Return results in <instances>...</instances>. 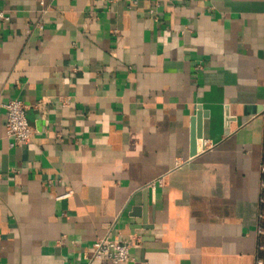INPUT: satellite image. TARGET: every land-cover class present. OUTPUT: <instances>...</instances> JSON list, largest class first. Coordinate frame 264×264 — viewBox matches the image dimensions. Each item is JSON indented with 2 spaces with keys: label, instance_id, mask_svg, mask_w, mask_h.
Here are the masks:
<instances>
[{
  "label": "crops",
  "instance_id": "obj_1",
  "mask_svg": "<svg viewBox=\"0 0 264 264\" xmlns=\"http://www.w3.org/2000/svg\"><path fill=\"white\" fill-rule=\"evenodd\" d=\"M133 1L0 0V264H255L264 0Z\"/></svg>",
  "mask_w": 264,
  "mask_h": 264
},
{
  "label": "built area",
  "instance_id": "obj_2",
  "mask_svg": "<svg viewBox=\"0 0 264 264\" xmlns=\"http://www.w3.org/2000/svg\"><path fill=\"white\" fill-rule=\"evenodd\" d=\"M138 1L140 0L133 1V4L136 5ZM151 14L157 20L156 11L152 10ZM9 20V14L0 9V23L8 22ZM3 107L6 110L5 134L11 140L12 146H20L29 142L33 137L34 130L27 121L26 105L21 100L14 99ZM261 175L256 224L257 248L255 264H264V164L261 168ZM159 183L161 184L162 180ZM69 195L67 194L62 198H66ZM131 246V242L125 240L98 239L92 244L88 261L90 263L97 261L108 264L129 263L133 260L130 255Z\"/></svg>",
  "mask_w": 264,
  "mask_h": 264
},
{
  "label": "water",
  "instance_id": "obj_3",
  "mask_svg": "<svg viewBox=\"0 0 264 264\" xmlns=\"http://www.w3.org/2000/svg\"><path fill=\"white\" fill-rule=\"evenodd\" d=\"M206 114L199 109L196 116L192 119L191 131V157L197 155L198 140L203 138V118Z\"/></svg>",
  "mask_w": 264,
  "mask_h": 264
},
{
  "label": "trees",
  "instance_id": "obj_4",
  "mask_svg": "<svg viewBox=\"0 0 264 264\" xmlns=\"http://www.w3.org/2000/svg\"><path fill=\"white\" fill-rule=\"evenodd\" d=\"M264 162V161H263Z\"/></svg>",
  "mask_w": 264,
  "mask_h": 264
}]
</instances>
